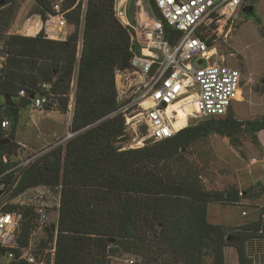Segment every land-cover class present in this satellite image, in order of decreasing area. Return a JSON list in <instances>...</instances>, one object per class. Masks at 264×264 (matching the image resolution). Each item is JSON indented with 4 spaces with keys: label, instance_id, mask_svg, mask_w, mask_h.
Instances as JSON below:
<instances>
[{
    "label": "trees",
    "instance_id": "trees-1",
    "mask_svg": "<svg viewBox=\"0 0 264 264\" xmlns=\"http://www.w3.org/2000/svg\"><path fill=\"white\" fill-rule=\"evenodd\" d=\"M35 1L36 14L46 23L56 0ZM149 1L160 18L155 1ZM17 2L0 0V42L7 57L0 76V142L11 140L0 146V173L10 167L21 111L31 105L32 97L44 93L43 84H51L66 113L75 83L71 127L75 136L38 158L16 191L62 185L58 220L40 240L42 248L56 243L54 264H112L111 258L119 254L136 255L140 264H226L225 248L230 246L237 249L241 264H249L244 255L246 235L229 234L208 217L211 203H236L240 192L205 190L200 180L203 167L194 155L198 144L213 135L232 142L245 134L259 146L264 117L241 121L231 109L224 117L178 127L185 129L173 138L119 151L125 120L117 113L114 75L129 67L137 47L132 30L118 17L116 0H65L67 25L73 27L65 41L49 39L44 29L35 37L10 34ZM164 26L168 41L181 38L180 32ZM197 35L210 48L215 46L210 30L200 29ZM21 90L26 97L19 96ZM8 96L16 99L12 107L6 105ZM4 119L10 120V131L2 128ZM18 211V242L27 247L35 212ZM6 252L0 250V257ZM11 264L29 263L22 258Z\"/></svg>",
    "mask_w": 264,
    "mask_h": 264
},
{
    "label": "built area",
    "instance_id": "built-area-1",
    "mask_svg": "<svg viewBox=\"0 0 264 264\" xmlns=\"http://www.w3.org/2000/svg\"><path fill=\"white\" fill-rule=\"evenodd\" d=\"M64 1L52 3L51 18L57 22L60 33L67 27ZM127 1L116 0V10L121 21L132 30L137 51L129 67L116 70L114 75L117 113L125 120L119 151L142 149L173 138L185 129L177 128L181 115L196 122L221 118L235 103L242 102L240 98L243 100L248 85L243 71L231 67L225 59L220 60L215 46L210 48L197 33L200 29L210 30L214 42L227 37L231 32L228 27L239 18L246 0H154L161 17H151L145 10H137L134 13L136 25L125 17ZM165 23L182 34L175 43L165 38ZM0 51L2 76L7 58L2 42ZM42 90L43 94L33 96L32 109H56L59 101L51 91V84H43ZM19 96L26 97L25 90H21ZM2 128H10L9 119L2 121ZM71 137L59 139L57 144ZM25 148L21 144L8 158L10 167L0 173V250H7L0 259L6 258L9 264L22 258L29 264H54L56 243L51 249L42 248L35 245L32 238L36 232L43 233L50 226L53 212L59 214L63 188L62 185H39L16 194L24 172L45 153L24 155ZM12 207L34 209L35 228L27 247H21L18 242L19 211ZM262 220L264 222V214ZM128 263L135 264L133 260Z\"/></svg>",
    "mask_w": 264,
    "mask_h": 264
},
{
    "label": "rangeland",
    "instance_id": "rangeland-1",
    "mask_svg": "<svg viewBox=\"0 0 264 264\" xmlns=\"http://www.w3.org/2000/svg\"><path fill=\"white\" fill-rule=\"evenodd\" d=\"M86 3L87 0H82ZM138 3H140L138 5ZM253 5L259 16V22L256 23L249 18L244 17L241 12L235 23L228 27L231 30L227 37H222L215 42L217 57L220 60L225 59L231 67L239 68L243 71L248 85L244 89L242 102L235 103L233 111L235 117L241 121L254 120L264 117V0H246L245 6ZM16 14L10 24L9 33L19 34L20 30L26 25L28 32L33 33L35 30L34 15L37 11V3L35 0H18L15 5ZM137 10H145L151 17H154V12L149 0H128L125 6V17L133 25H136L134 13ZM37 15V14H36ZM55 21V20H54ZM56 22V21H55ZM71 28H68L70 30ZM212 35V33H211ZM81 43L79 51L81 50ZM2 53V51H0ZM75 83L72 85L70 95V103L68 111L63 113L60 106L56 109L48 108L43 114L38 115V111H30L23 109L21 117L17 125L15 142L17 149L21 144H24V155L39 154L45 151L44 154L53 150L59 141L55 139V133L61 139L68 135L75 136L72 132V120L75 108ZM16 101V99L13 98ZM185 110V109H183ZM188 110V109H187ZM52 111V112H50ZM31 114H35L34 118ZM179 117V116H178ZM38 119L37 125L31 124L32 120ZM45 119L47 125L52 126V132L45 130L40 126L41 120ZM196 121L185 119V115H181L178 121V127L190 126ZM48 125V126H49ZM43 128V129H42ZM10 131V128L8 129ZM47 139L46 145L40 141L44 137ZM33 137L36 140L30 138ZM49 138V139H48ZM70 138V139H71ZM68 139L67 141H69ZM65 141L62 144H66ZM45 146L44 148H42ZM257 145L254 144L249 136L241 134L232 142L226 138L213 135L207 140L198 144L195 149V159L203 167L200 172L201 184L205 190L210 192H232L235 190V175L236 169L246 162L248 158L257 150ZM43 156V155H42ZM41 157V156H40ZM228 206V203L217 202L211 203L208 208L209 221H216L215 209L212 207ZM211 209V210H210ZM211 213V214H210ZM59 217L58 212H53L50 216L49 223L54 224ZM216 225V224H215ZM49 226V227H50ZM222 226V225H219ZM229 234L235 232L233 229L224 227ZM44 232H36L32 240L35 245H40V240L44 237ZM113 241H111L112 243ZM55 243L51 242L47 249H51ZM231 247V246H230ZM228 248V247H227ZM228 252L225 248V257ZM133 260L135 264L141 263V258L133 254H119L117 257L111 258L112 264H129ZM208 262L210 260L208 259ZM1 264H9L6 258L0 259ZM209 264V263H208Z\"/></svg>",
    "mask_w": 264,
    "mask_h": 264
},
{
    "label": "crops",
    "instance_id": "crops-1",
    "mask_svg": "<svg viewBox=\"0 0 264 264\" xmlns=\"http://www.w3.org/2000/svg\"><path fill=\"white\" fill-rule=\"evenodd\" d=\"M33 18L35 19V30L33 33L28 32L26 25L24 29L17 33L26 37H35L44 29L49 39L65 41L67 36L73 31V27L67 25L65 32L60 33L57 28V22L51 17L46 23L42 21L41 16L38 14H35ZM68 28L71 29L68 30ZM26 110L32 111L33 109L29 106ZM43 112L38 111V115L40 116ZM34 116L35 114H31V117L34 118ZM37 122L38 119L35 118L31 124L37 125ZM48 125L45 119L41 120L40 126L52 132V126ZM45 134L47 133H44V137L40 142L50 145L49 142L47 143ZM54 135L56 140L60 139L58 134L55 133ZM30 138L36 140L31 136ZM258 139L260 145L257 150L236 169L235 190L240 192L238 201L224 207L218 205L212 207L213 210L215 209V213L218 214L216 221H212L213 224L226 226L235 232H242L246 235L243 241L244 255L245 259L249 260V264H264V222L261 216V211L264 210V130L258 133ZM250 226H258L259 230L243 231V229H247ZM226 251L228 252L227 257H225L226 264H241L236 248L228 247Z\"/></svg>",
    "mask_w": 264,
    "mask_h": 264
},
{
    "label": "water",
    "instance_id": "water-1",
    "mask_svg": "<svg viewBox=\"0 0 264 264\" xmlns=\"http://www.w3.org/2000/svg\"><path fill=\"white\" fill-rule=\"evenodd\" d=\"M254 10H255V6L250 5V6L244 7L243 10H242V13L247 15L248 13H252ZM252 17H253V16H252ZM253 18H254V17H253ZM201 64H202V61H199V65H201ZM32 99H33V97H32ZM5 102H6V105H7L8 107H12V106L15 105V102H14V100H13V97H11V96L5 97ZM10 142H11L10 139H7V140H4V141H1V142H0V146H4V145H6V144H8V143H10Z\"/></svg>",
    "mask_w": 264,
    "mask_h": 264
},
{
    "label": "flooded vegetation",
    "instance_id": "flooded-vegetation-1",
    "mask_svg": "<svg viewBox=\"0 0 264 264\" xmlns=\"http://www.w3.org/2000/svg\"><path fill=\"white\" fill-rule=\"evenodd\" d=\"M247 6H248V5H247ZM247 6H245V7H247ZM243 16L249 18V20H252V21H254V22H256V23L259 22V16H258V14H257V12H256V8H255V10H254L252 13H248L247 15H246V14H243ZM252 16H253L254 18H253Z\"/></svg>",
    "mask_w": 264,
    "mask_h": 264
},
{
    "label": "bare ground",
    "instance_id": "bare-ground-1",
    "mask_svg": "<svg viewBox=\"0 0 264 264\" xmlns=\"http://www.w3.org/2000/svg\"><path fill=\"white\" fill-rule=\"evenodd\" d=\"M241 99V101H242V98H240Z\"/></svg>",
    "mask_w": 264,
    "mask_h": 264
}]
</instances>
